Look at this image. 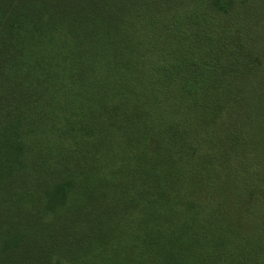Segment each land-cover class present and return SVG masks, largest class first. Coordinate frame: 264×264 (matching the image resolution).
<instances>
[{
  "label": "trees",
  "instance_id": "trees-1",
  "mask_svg": "<svg viewBox=\"0 0 264 264\" xmlns=\"http://www.w3.org/2000/svg\"><path fill=\"white\" fill-rule=\"evenodd\" d=\"M188 1L0 0V264H264L212 95L258 62L234 0Z\"/></svg>",
  "mask_w": 264,
  "mask_h": 264
},
{
  "label": "rangeland",
  "instance_id": "rangeland-1",
  "mask_svg": "<svg viewBox=\"0 0 264 264\" xmlns=\"http://www.w3.org/2000/svg\"><path fill=\"white\" fill-rule=\"evenodd\" d=\"M179 3L185 7L189 1ZM227 8L230 9L228 19L244 28L249 57L257 60L258 65L251 74H239L238 79L226 78L235 84L233 91L224 89V81L220 80L225 78H221L212 87V95L215 103L221 105L224 124L229 125L226 128L232 135L240 136L239 143L246 136L243 145L252 152L256 165L264 170V0H234V8L228 4Z\"/></svg>",
  "mask_w": 264,
  "mask_h": 264
}]
</instances>
